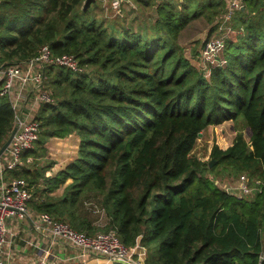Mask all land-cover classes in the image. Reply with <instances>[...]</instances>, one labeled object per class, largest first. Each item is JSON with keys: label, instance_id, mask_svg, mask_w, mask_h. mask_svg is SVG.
Instances as JSON below:
<instances>
[{"label": "trees", "instance_id": "16d2710c", "mask_svg": "<svg viewBox=\"0 0 264 264\" xmlns=\"http://www.w3.org/2000/svg\"><path fill=\"white\" fill-rule=\"evenodd\" d=\"M84 1L0 0L2 65L25 61L49 44L55 54H75L80 67L47 66L52 100L37 111L39 138L23 152V165L8 169L7 176L31 187L32 211L59 220L69 216L73 228L91 235L97 233L94 222L69 205L81 193H96L108 228L129 247L138 241L146 246V264H259L264 0H244L234 16L236 35L225 38L219 50L223 61L207 73L184 56L181 40L200 30L194 23L219 17L224 0H132L156 7V16L142 24L127 23L110 0L111 26L84 8ZM1 87L0 80V147L15 125ZM228 119L243 120L249 139L239 131L228 147L214 144L212 165L192 154L200 132ZM70 133L80 136L77 155L50 179V165L38 169L33 161L46 155L47 140ZM217 166L256 174L255 195L218 187L208 176ZM67 179L71 197L44 196ZM42 180L49 186L40 187Z\"/></svg>", "mask_w": 264, "mask_h": 264}, {"label": "built area", "instance_id": "2783aa9c", "mask_svg": "<svg viewBox=\"0 0 264 264\" xmlns=\"http://www.w3.org/2000/svg\"><path fill=\"white\" fill-rule=\"evenodd\" d=\"M127 1L111 0V5L116 13L121 14ZM224 2L225 9L217 21L220 27L228 31L236 11L244 6V0ZM224 43V37L210 38L204 42V48L206 52L215 53ZM50 65H62L75 70L80 68L75 54H55L49 44H43L38 54L25 61L7 66L0 63L1 94L9 97L17 125L9 146L0 156V264H13L19 251L24 250L16 245V240L22 237L21 228L16 227V223L10 225L20 216H25L30 221L31 228L41 232L44 237L53 238L49 242L37 243V252L26 256V264H66L68 261H81L88 257H107L126 264H137L131 257L132 247L124 244L114 229L91 235L78 231L49 212L32 211L29 201L33 192L28 183L18 178L4 180V172L23 165V152L32 148L39 138L40 121L37 111L43 102L52 100L51 91L44 83L46 69ZM34 243L36 242H31ZM67 247L73 248L75 253H70L67 257L61 256V252ZM263 260L264 253L260 255L259 264Z\"/></svg>", "mask_w": 264, "mask_h": 264}, {"label": "rangeland", "instance_id": "374dc122", "mask_svg": "<svg viewBox=\"0 0 264 264\" xmlns=\"http://www.w3.org/2000/svg\"><path fill=\"white\" fill-rule=\"evenodd\" d=\"M110 0H94L87 8H90V12L95 13V17L103 18L106 24L111 26V20L115 21V13H113L108 7ZM132 0H128L121 11V15L124 13L127 17L126 22H132L133 24L145 23L148 17L156 16L155 5L149 7L137 6ZM237 13V12H236ZM218 16L214 20L206 21L203 19L197 23H194L191 27L201 26L200 30L192 35L186 34L181 40L184 56L196 66L198 69L208 72V68L211 64L216 63L219 59L223 61L220 55V49L215 50V53L206 52L204 48V42L210 38H219L228 36H235L238 31L235 26V19H232L230 24V30L226 31L223 27L219 26ZM238 18V17H237ZM236 18V19H237ZM226 29V28H225ZM230 31V32H229ZM47 72V69H46ZM48 76L46 74L45 86L51 91V87L48 86ZM241 131L244 136L249 139V128L243 120L228 119L220 123L210 124L203 131L197 140L192 154L199 157L202 160H209L212 146L214 144L219 145L221 148H226L232 144L237 132ZM73 138H50L46 141V155L34 159L33 163L40 169L42 166L49 164L48 176L50 179L55 177L56 174L64 168L68 162L73 160L77 155V149L75 146L76 140ZM34 166V165H33ZM214 183L229 192L234 194L243 195L245 197H253L255 191L259 188L260 178L256 174H250L245 171H241L238 174L233 172H227L223 167H216L215 172L208 173ZM71 179H67L61 182L54 190L44 191V196L48 199L59 200L64 196L71 197V191H67V185ZM44 182V183H42ZM48 187L49 184L46 181H41V186ZM100 197L94 192H84L77 196L76 200L72 202L70 210L77 216L87 218L94 222V226L97 232L111 230L108 228L109 220L106 216L105 208L102 206ZM52 214V213H50ZM56 217L55 214H52ZM69 216L64 217V221L68 224ZM71 225V224H70ZM72 226V225H71ZM131 257L137 264H146L147 248L138 241L130 249Z\"/></svg>", "mask_w": 264, "mask_h": 264}, {"label": "crops", "instance_id": "0c3cea01", "mask_svg": "<svg viewBox=\"0 0 264 264\" xmlns=\"http://www.w3.org/2000/svg\"><path fill=\"white\" fill-rule=\"evenodd\" d=\"M72 135L75 137L76 143V149L79 146L80 142V136L76 133H70L69 135H66L64 137H54V138H73ZM78 150V149H77ZM4 180L11 179L9 176H7V171L3 174ZM11 221V218L9 219ZM16 223V224H15ZM18 223V224H17ZM15 224L16 227L21 228L20 234H22L21 238H18L16 240L17 246H21L23 251H19L20 253L16 255V258L13 262V264H26L28 259L26 256H32L34 253L37 252L38 246H35L39 242L45 243L53 240V238L50 237H44L41 232L38 230L31 228L30 221L24 216V217H18L17 220H13V222L10 225ZM31 242H36L34 244H31ZM37 244V245H38ZM21 250V249H20ZM70 253H75V250L73 248L67 247L64 252H61V256L67 257ZM115 260L107 258V257H88L86 260L81 261H68L66 264H114Z\"/></svg>", "mask_w": 264, "mask_h": 264}, {"label": "water", "instance_id": "95a60500", "mask_svg": "<svg viewBox=\"0 0 264 264\" xmlns=\"http://www.w3.org/2000/svg\"><path fill=\"white\" fill-rule=\"evenodd\" d=\"M94 1V0H85L84 1V8H87L90 3ZM244 8V6H242V9ZM17 129V125L15 124L13 129L11 130L10 132V135L9 137L7 138V140L4 142V144L0 147V156L6 151L7 147L9 146L10 142H11V139L15 133ZM202 135V132L199 133V136ZM214 158H211L210 161H209V165H212L214 163Z\"/></svg>", "mask_w": 264, "mask_h": 264}]
</instances>
